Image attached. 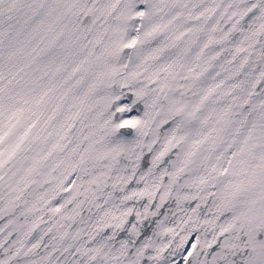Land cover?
<instances>
[{
	"label": "snow or ice",
	"instance_id": "6c2138e0",
	"mask_svg": "<svg viewBox=\"0 0 264 264\" xmlns=\"http://www.w3.org/2000/svg\"><path fill=\"white\" fill-rule=\"evenodd\" d=\"M0 264H264V0H0Z\"/></svg>",
	"mask_w": 264,
	"mask_h": 264
}]
</instances>
